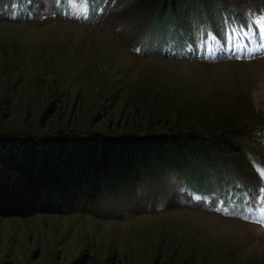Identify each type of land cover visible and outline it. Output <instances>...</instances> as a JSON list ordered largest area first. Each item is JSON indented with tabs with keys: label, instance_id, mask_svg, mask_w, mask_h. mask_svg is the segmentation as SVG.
I'll return each instance as SVG.
<instances>
[{
	"label": "rangeland",
	"instance_id": "rangeland-1",
	"mask_svg": "<svg viewBox=\"0 0 264 264\" xmlns=\"http://www.w3.org/2000/svg\"><path fill=\"white\" fill-rule=\"evenodd\" d=\"M0 0V134L233 129L237 149L68 213L0 215V264H264V0Z\"/></svg>",
	"mask_w": 264,
	"mask_h": 264
},
{
	"label": "trees",
	"instance_id": "trees-1",
	"mask_svg": "<svg viewBox=\"0 0 264 264\" xmlns=\"http://www.w3.org/2000/svg\"><path fill=\"white\" fill-rule=\"evenodd\" d=\"M156 22L190 24L219 11L220 0H150ZM236 132H102L76 129L0 134V215L68 213L79 203L109 201L130 179L223 159ZM78 258L70 264H82Z\"/></svg>",
	"mask_w": 264,
	"mask_h": 264
},
{
	"label": "snow or ice",
	"instance_id": "snow-or-ice-1",
	"mask_svg": "<svg viewBox=\"0 0 264 264\" xmlns=\"http://www.w3.org/2000/svg\"><path fill=\"white\" fill-rule=\"evenodd\" d=\"M260 175H261V178L264 179V172H261ZM261 191L264 192V189H261Z\"/></svg>",
	"mask_w": 264,
	"mask_h": 264
},
{
	"label": "bare ground",
	"instance_id": "bare-ground-1",
	"mask_svg": "<svg viewBox=\"0 0 264 264\" xmlns=\"http://www.w3.org/2000/svg\"><path fill=\"white\" fill-rule=\"evenodd\" d=\"M262 6L264 7V4H262Z\"/></svg>",
	"mask_w": 264,
	"mask_h": 264
}]
</instances>
